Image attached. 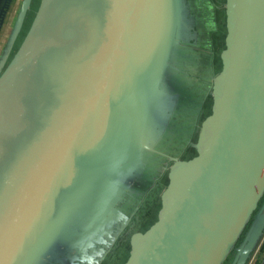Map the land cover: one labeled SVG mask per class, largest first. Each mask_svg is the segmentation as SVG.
<instances>
[{"label":"water","instance_id":"95a60500","mask_svg":"<svg viewBox=\"0 0 264 264\" xmlns=\"http://www.w3.org/2000/svg\"><path fill=\"white\" fill-rule=\"evenodd\" d=\"M29 1L19 3L0 45V264H22L39 245L40 257L53 243L48 264H115L107 226L90 252L76 237L56 240L75 190L110 139L127 140V128L133 140L143 121L169 126V140L185 125L192 136L204 102L196 95L205 94L199 78L211 87L210 110L188 145L194 154L149 172L163 177L153 192L140 186L126 213L145 216L156 196L159 207L144 229L143 216L119 240L129 247L120 264H247L264 234V0H224L220 67L209 77L198 76L189 0H146L143 8L141 0H40L8 57Z\"/></svg>","mask_w":264,"mask_h":264},{"label":"rangeland","instance_id":"374dc122","mask_svg":"<svg viewBox=\"0 0 264 264\" xmlns=\"http://www.w3.org/2000/svg\"><path fill=\"white\" fill-rule=\"evenodd\" d=\"M141 1L142 8L145 6L149 7V3L146 4V0ZM19 3H21V0H14L12 6L7 11L8 18L5 20L2 29H0V45H2L3 41L5 43V40L9 35L8 32H10L12 29L10 18L17 14L18 11L16 6L17 4L19 5ZM27 5L28 6L24 12L22 21L18 25L17 31L13 36L8 57L16 51L18 46L24 40L27 29L30 26L33 17H35L37 9L40 5V0H30ZM142 11L144 15H146V10L142 9ZM220 31V45L216 49V55L218 54V61L215 69L216 71H218L220 67L219 53L222 49L221 44H223V25ZM183 42L186 43L185 40H183ZM182 52L185 53L184 50ZM195 52L199 55L198 51L195 50ZM180 53L181 52L178 53V56ZM176 61L182 68H184V63L180 62L179 57L176 59ZM3 62L4 60L0 66L3 64ZM182 72L185 73V75L187 74L186 69ZM175 81L177 82L176 78ZM173 88L175 90H181L179 84L175 85ZM210 89L211 87L208 86L205 94L200 98L205 102V104L202 106V111L200 113L201 115H197V126L194 128L192 136H190V128L187 129V126L185 125V128L179 131L184 133L182 136L178 138L173 137V139L169 140L170 136H167V133H169V126L164 132L153 126H148L147 121H143L134 140L132 134L134 133L133 128H127V140H122L119 142L117 138L110 139L107 142L108 145L105 148L104 153L102 154L99 161H97L98 163L90 174L89 181L86 180L88 177L87 175V177L83 179L81 185L75 190V197L73 199L75 208L68 219L63 223L66 233L63 235L59 234L57 238L55 237L56 240H58L60 236L61 240L63 238L76 237L79 243H82V245L86 244V246H88L90 252L93 250V248H98V246L95 244V241L104 240V234L100 232H102L104 229L102 226H107L112 237H107L106 242L111 243L113 241L111 238L113 237L115 240H117L113 248V250H116V253L119 251L116 254L118 261L115 262V264L122 263L127 257L129 247L127 240L123 243V245H119L118 242L120 239H123L128 232L130 233V231L136 229L139 225L133 224L134 221L136 219H142L144 216V214L140 212L136 214V217H129V215L126 213L127 209L132 206L133 200L139 197L138 191L140 186H142L141 190L143 194H146V192H148L150 189L153 192L157 188V183L160 180V177L162 178L163 176H152V174L149 173L155 168V166L157 167L162 164H168L174 158L187 159L188 156H192L194 154L193 152L190 154L191 149H189L188 145L195 141L199 124L209 113ZM128 116L129 113L127 112L123 117L124 120H126ZM120 126L121 124L118 126V128ZM122 147H124V150L119 155L117 160L112 162L114 164L106 170V173L103 176H101L102 171L108 165V162L113 159L114 154L120 151ZM143 162H146L147 164L145 174L136 175L138 174ZM155 172L160 175L159 169ZM98 178L99 180L97 181ZM147 183L148 186L145 189L144 186ZM120 197L127 198V201L122 202V200L119 199ZM129 202L132 203L129 204ZM145 205L146 202H144V206ZM65 210H68V207H66ZM146 213L144 218L147 217L148 222L139 227V230L144 229V227L153 220V218H150V214L147 213L146 215ZM102 221H104V223H101ZM73 225H79L78 229ZM99 225L102 228H100V230H94ZM97 231L99 232L97 233ZM37 244H39V242ZM52 245V248L47 253L42 254L40 257H38V254L40 252L39 248L41 245L36 246L22 264H48L49 257L46 259V256L48 253H54L58 249L55 246V243ZM121 247H123V250H120ZM109 253L112 254L113 251L109 249L108 254Z\"/></svg>","mask_w":264,"mask_h":264},{"label":"flooded vegetation","instance_id":"af4514ba","mask_svg":"<svg viewBox=\"0 0 264 264\" xmlns=\"http://www.w3.org/2000/svg\"><path fill=\"white\" fill-rule=\"evenodd\" d=\"M10 0H4L1 4L0 23L3 15L6 16L7 6ZM191 5V12L195 16V25L193 31L198 47L194 49L198 51L200 61L198 66V76L209 77L215 73L217 65L216 56V40L219 39L221 34L220 29L224 26V0H189ZM204 74V75H203ZM200 88L206 92L207 85L201 83V78L198 79ZM197 98H201L202 94H197ZM205 102L202 104V106ZM202 107L198 112L201 115ZM197 123L195 124V127Z\"/></svg>","mask_w":264,"mask_h":264},{"label":"crops","instance_id":"0c3cea01","mask_svg":"<svg viewBox=\"0 0 264 264\" xmlns=\"http://www.w3.org/2000/svg\"><path fill=\"white\" fill-rule=\"evenodd\" d=\"M13 1L14 0L11 1L9 8L12 6ZM17 7H18V4H17L16 8ZM162 182H164L163 184H165L166 179L162 180ZM158 207H159L158 197L156 196L153 198L151 206H149L147 208V211H146L148 214H150V218H154ZM147 213H146V215H147ZM146 219H147V217H146ZM247 264H264V234H263V237H262L258 247L253 251L252 256L248 260Z\"/></svg>","mask_w":264,"mask_h":264},{"label":"trees","instance_id":"16d2710c","mask_svg":"<svg viewBox=\"0 0 264 264\" xmlns=\"http://www.w3.org/2000/svg\"><path fill=\"white\" fill-rule=\"evenodd\" d=\"M2 1H4V0H0V9H1ZM0 12H1V10H0ZM223 37H224V36H223ZM199 45H200V44H198L197 47H198ZM219 45H220V40L217 39V40H216V49L219 47ZM221 45H222V48H223L224 45H223V44H221ZM216 56H217V61H218V54H217ZM263 198H264V194L260 197V200H259V202H258V207H257V209L260 207L261 202L263 201ZM257 209H256V210H257ZM256 210L252 213V215H251V216L249 217V219L247 220V223H246L244 229L242 230V232H241L240 235L238 236L236 242L234 243V247H236V246L239 245V243H240L241 240L243 239L244 235L247 233V231H248V226L250 225V223H251V219H252V216H253V214L256 213Z\"/></svg>","mask_w":264,"mask_h":264}]
</instances>
